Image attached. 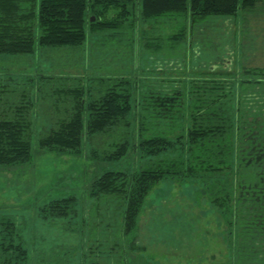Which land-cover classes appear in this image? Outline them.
I'll use <instances>...</instances> for the list:
<instances>
[{
	"label": "trees",
	"instance_id": "1",
	"mask_svg": "<svg viewBox=\"0 0 264 264\" xmlns=\"http://www.w3.org/2000/svg\"><path fill=\"white\" fill-rule=\"evenodd\" d=\"M260 5L264 0H0V59L29 57L37 47L80 48L88 34H119L136 15L153 24L145 46L161 52L166 43L178 47L206 18L237 17ZM164 25L168 32L157 29ZM167 56L158 60V69L173 64ZM163 72L146 73L135 83L126 77L98 79L95 92L71 75L0 73V166L32 159L35 117L41 116V149L78 154L85 139L103 135L113 144L105 159L122 158L131 148L149 158L135 171L106 170L89 186L92 197L118 202L114 215L122 236L137 238L145 205L167 180H200L211 186L206 190L213 205L235 214L241 228L264 227V67L243 66L228 74L209 69L189 80ZM77 201L73 195L56 199L43 212L75 219ZM97 242H90L78 264H123L116 256L120 241L105 250ZM26 246L15 220L1 218L0 264H30ZM73 260L57 264H76Z\"/></svg>",
	"mask_w": 264,
	"mask_h": 264
},
{
	"label": "rangeland",
	"instance_id": "2",
	"mask_svg": "<svg viewBox=\"0 0 264 264\" xmlns=\"http://www.w3.org/2000/svg\"><path fill=\"white\" fill-rule=\"evenodd\" d=\"M157 29L169 31L166 25ZM152 30V23L136 15L119 34H88L80 48L37 47L29 57H2L0 73L71 75L95 92L103 78L126 77L135 83L164 70L163 74L189 80L209 69L228 74L240 73L243 66L264 67V5L240 11L237 17L206 18L178 47L166 43L161 52L145 46V32ZM166 56L173 64L158 69V60ZM177 58L181 60L176 62ZM37 83L41 82L35 84V97L41 98ZM43 88L45 92L49 84ZM43 130V118L36 116L32 159L0 166V219L15 220L30 264H57L69 258L78 264L92 247L90 242H100L105 250L114 239L122 245L116 256L124 259L123 264H264V227L241 228L235 214L230 217V212L224 214L213 205L206 190L211 186L200 180L161 183L140 215L137 238L133 233L120 235L114 215L118 202L92 197L89 186L106 170L135 171L149 158L131 148L122 158L105 159L113 144L103 135L85 139L78 154L48 151L37 145ZM217 180L213 178L214 183ZM71 195L78 200L75 219L46 217L45 206Z\"/></svg>",
	"mask_w": 264,
	"mask_h": 264
},
{
	"label": "water",
	"instance_id": "3",
	"mask_svg": "<svg viewBox=\"0 0 264 264\" xmlns=\"http://www.w3.org/2000/svg\"><path fill=\"white\" fill-rule=\"evenodd\" d=\"M95 20H96V17L93 16V17H92V21H95Z\"/></svg>",
	"mask_w": 264,
	"mask_h": 264
}]
</instances>
